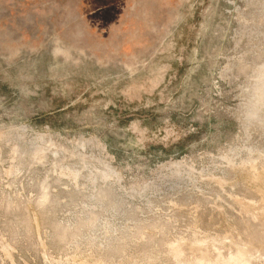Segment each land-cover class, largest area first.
I'll list each match as a JSON object with an SVG mask.
<instances>
[{"label":"rangeland","instance_id":"rangeland-1","mask_svg":"<svg viewBox=\"0 0 264 264\" xmlns=\"http://www.w3.org/2000/svg\"><path fill=\"white\" fill-rule=\"evenodd\" d=\"M0 264H264V0H0Z\"/></svg>","mask_w":264,"mask_h":264}]
</instances>
